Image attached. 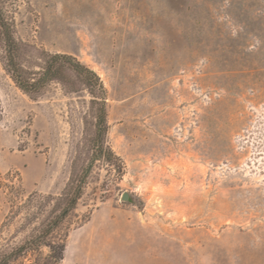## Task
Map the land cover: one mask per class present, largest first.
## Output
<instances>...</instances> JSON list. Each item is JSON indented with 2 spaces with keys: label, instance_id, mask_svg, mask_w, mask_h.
<instances>
[{
  "label": "rangeland",
  "instance_id": "1",
  "mask_svg": "<svg viewBox=\"0 0 264 264\" xmlns=\"http://www.w3.org/2000/svg\"><path fill=\"white\" fill-rule=\"evenodd\" d=\"M38 78L68 54L106 89V146L52 234L61 264H264V0H0ZM99 92L35 97L0 38V256L65 206L95 152ZM124 194L128 200L124 201Z\"/></svg>",
  "mask_w": 264,
  "mask_h": 264
},
{
  "label": "trees",
  "instance_id": "2",
  "mask_svg": "<svg viewBox=\"0 0 264 264\" xmlns=\"http://www.w3.org/2000/svg\"><path fill=\"white\" fill-rule=\"evenodd\" d=\"M0 38L4 42L6 52V70L16 85L30 97L37 96L51 81H62L64 71L70 70L80 77L89 89H96L100 95V107L98 108L95 152L89 166L85 169L77 184L71 189L65 206L41 232L25 240L10 252L0 256V264H61L64 259L66 244L64 241H53L52 234L63 223L67 216L76 208L81 199L88 176L95 162L115 160L121 163V159L106 146L108 132L106 111V89L100 76L91 68L79 62L68 54H49L45 62V68L38 78L27 77L18 63L19 45L14 38L13 24L0 7Z\"/></svg>",
  "mask_w": 264,
  "mask_h": 264
},
{
  "label": "water",
  "instance_id": "3",
  "mask_svg": "<svg viewBox=\"0 0 264 264\" xmlns=\"http://www.w3.org/2000/svg\"><path fill=\"white\" fill-rule=\"evenodd\" d=\"M123 200H124V201L128 200V194H124V196H123Z\"/></svg>",
  "mask_w": 264,
  "mask_h": 264
}]
</instances>
